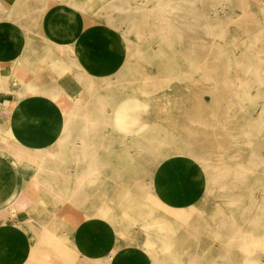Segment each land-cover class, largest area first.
<instances>
[{
	"label": "crops",
	"instance_id": "0c3cea01",
	"mask_svg": "<svg viewBox=\"0 0 264 264\" xmlns=\"http://www.w3.org/2000/svg\"><path fill=\"white\" fill-rule=\"evenodd\" d=\"M109 2L0 0V264H241L223 242L209 253V227L195 212L207 187L198 163L170 156L152 169L128 155L137 141L104 90L131 66L127 37L99 14ZM144 195L187 202L200 224L159 209L150 224L124 216L122 198H136L135 214Z\"/></svg>",
	"mask_w": 264,
	"mask_h": 264
},
{
	"label": "rangeland",
	"instance_id": "374dc122",
	"mask_svg": "<svg viewBox=\"0 0 264 264\" xmlns=\"http://www.w3.org/2000/svg\"><path fill=\"white\" fill-rule=\"evenodd\" d=\"M181 3L110 0L100 9L127 37L131 65L126 77L104 89L110 95L107 106L115 110L128 140L137 141L128 155L152 163L144 166L146 172L170 156L191 159L204 169L207 187L195 212L209 227V253L223 242L225 250L241 253V264H264V0ZM148 198L142 212L131 214L136 198L123 197L129 206L124 216L150 224L155 207ZM179 205L192 215L187 202ZM213 224H223L229 236L216 234ZM232 225L239 229H227Z\"/></svg>",
	"mask_w": 264,
	"mask_h": 264
},
{
	"label": "bare ground",
	"instance_id": "6f19581e",
	"mask_svg": "<svg viewBox=\"0 0 264 264\" xmlns=\"http://www.w3.org/2000/svg\"><path fill=\"white\" fill-rule=\"evenodd\" d=\"M126 2H127V1H126ZM131 2H132V1H131ZM179 2H180V4L183 3V2L181 3V0H179ZM189 2H190V1H189ZM174 3H175V2H174ZM192 3H193V2H192ZM140 4H141V3H140ZM144 4H145V3H144ZM167 4H168L169 7H170V3H167ZM172 4H173V3H172ZM172 4H171V5H172ZM175 4H176V3H175ZM188 4H189V3H188ZM193 4H195V3H193ZM221 5H222V4H221ZM131 6H132V5H131ZM140 6H141V5H140ZM175 6H176V5H175ZM175 6H174V8H176ZM171 7H172V6H171ZM171 7H170V8H171ZM185 7H187V6H185ZM129 8H130V6H129ZM142 8H143V6H142ZM170 8H169V11H170ZM179 8H180V7H179ZM192 8H194V7H192ZM216 8H217V7H216ZM216 8H215V9H216ZM166 9H167V8H166ZM171 9H172V8H171ZM182 9H183V8H182ZM187 9H188V8H187ZM195 9H196V8H195ZM21 10H22V9H21ZM139 10H140V8H139ZM176 10H177V8H176ZM176 10H175V11H176ZM179 10H181V9H179ZM183 10H184V9H183ZM216 10H217V9H216ZM172 11H173V9H172ZM181 11H182V10H181ZM177 12H178V11H177ZM217 12H218V11H217ZM222 12H223V11H222ZM107 13H108V12H107ZM168 13H169V12H168ZM187 13H188V12H187ZM218 13H219V12H218ZM169 14H170V13H169ZM211 15H212V14H211ZM66 16H67V15H66ZM220 16H221V15H220ZM231 16H232V15H231ZM111 17H112V16H111ZM172 17H173V16H172ZM76 18H77V17H76ZM180 18H181V17H180ZM180 18H179V19H180ZM183 18H184V17H183ZM74 19H75V18H74ZM108 19H110V18H108ZM186 19H187V18H186ZM197 19H198V18H197ZM199 19H200V18H199ZM231 19H232V18H231ZM237 19H238V18H237ZM75 20H76V19H75ZM110 20H112V19H110ZM173 20H175V18H173ZM182 20L184 21V19H182ZM182 20H181V21H182ZM94 21H96V20H94ZM193 21H194V20H193ZM187 22H188V21H187ZM109 23H111V22H109ZM196 23H197V22H196ZM201 23H202V22H201ZM218 23H219V22H218ZM78 24H79V21H78ZM111 24H112V23H111ZM190 24H191V23H190ZM221 24H222V22H221ZM185 25L188 26L187 23H186ZM191 25L194 27L193 24H191ZM191 25H190V26H191ZM196 25H197V24H196ZM217 25H218V24H217ZM217 25H216V26H217ZM73 26H74V24H73ZM190 26H189V27H190ZM198 26H199V24H198ZM201 26H203V25H201ZM201 26H200V27H201ZM210 26H211V25H210ZM210 26H209V27H210ZM182 27H184V26L182 25ZM209 27H208V28H209ZM211 27H212V26H211ZM112 28H113V27H112ZM164 28H165V27H164ZM184 28H185V27H184ZM194 28H196V26H195ZM201 28H202V27H201ZM201 28H199V29L201 30ZM203 28H205V26H204ZM206 28H207V24H206ZM212 28H213V27H212ZM214 28H215V27H214ZM214 28H213V29H214ZM216 28H217V27H216ZM169 29H170V28H169ZM209 29H210V28H209ZM209 29H208V30H209ZM179 30H180V29H179ZM215 30H216V29H215ZM188 32H189V31H188ZM192 32H193V31H192ZM197 32H198V31H197ZM210 32H212V31H210ZM25 34H27V33H25ZM212 34L214 35V31H213ZM216 34H217V33H216ZM0 36H1V35H0ZM52 36H53V35H52ZM216 37H217V35H216ZM216 37H215V38H216ZM35 38H36V36H35ZM224 38H225V37H224ZM4 41H5V40H4ZM34 41H35V40H34ZM66 41H67V40H66ZM71 41H72V40H71ZM181 41H182V40L180 39V42H181ZM204 42H206V41L204 40ZM0 43H2V42H0ZM181 43H182V42H181ZM3 44H4V43H3ZM62 45H63V44H62ZM69 45H70V44H69ZM181 45H182V44H181ZM210 46H211V45H210ZM65 47H67V46H65ZM202 47H203V46H202ZM23 48H24V47H23ZM65 49H66V48H65ZM67 49H68V48H67ZM73 49L75 50V48H73ZM193 49H194V48H192L191 51H193ZM208 51H209V50H208ZM17 53H18V52H17ZM19 53H20V52H19ZM23 53H24V52H22L21 54H23ZM192 54H193V53H192ZM69 55H70V54H69ZM22 56H23V55H22ZM17 57H18V56H17ZM72 57H73V56H72ZM75 57H76V56H75ZM72 59H73V58H72ZM70 60H71V59H70ZM18 61H19V60H18ZM74 61H75V60H74ZM14 70H15V69H14ZM118 72H119V71H118ZM11 73H12V72H11ZM126 74H127V73H124L123 76H125ZM260 74H262V73H260ZM12 75H13V74H12ZM115 75H116V74H115ZM118 75L120 76V75H122V74H117V76H118ZM108 76H109V75H108ZM126 76H127V75H126ZM126 76H125V77H126ZM179 76H180V75H179ZM259 76H260V75H259ZM113 77H114V76H113ZM120 77H121V76H120ZM261 77H262V76H261ZM118 78H119V77H118ZM123 78H124V77H122V79H123ZM260 79H261V78H260ZM116 80H117V79H116ZM119 80H120V79H119ZM119 80H118V81H119ZM261 80H264V79H261ZM112 81H113V80H112ZM118 81H117V82H118ZM120 81H121V80H120ZM106 82H107V81H106ZM117 82H116V83H117ZM127 82H129V81L127 80ZM262 82H264V81H262ZM107 83H108V82H107ZM109 84H110V83H108V85H109ZM112 84H113V82H112ZM114 84H115V83H114ZM118 84H119V83H118ZM115 85H116V84H115ZM109 86H111V85H109ZM112 86H113V85H112ZM91 87H93V86H91ZM118 87H119V86H118ZM95 88H96V87H95ZM120 88H121V87H120ZM21 91H22V90H21ZM124 93H125V92H124ZM125 94H126V93H125ZM105 95H106V94H105ZM109 96H110V95H109ZM106 98H107V97H106ZM108 98H109V97H108ZM113 98H114V97H113ZM113 98H110V99H113ZM124 98H125V97H124ZM122 99H123V97H122ZM101 100H102V99H101ZM114 100H115V99H114ZM116 100H117V99H116ZM118 100H120V98H119ZM118 100L115 101V102H118ZM123 100H124V101H125V100L127 101L128 98H127V99H123ZM123 100H122V101H123ZM107 101H108V100H107ZM111 101H112V100H111ZM119 102H121V101H119ZM119 102H118V103H119ZM122 103H123V102H122ZM124 103H125V102H124ZM126 103H127V102H126ZM110 104H111V103H110ZM116 104H117V103H116ZM76 105H77V104H76ZM111 105H112V104H111ZM111 105H110V106H111ZM119 105H121V104H119ZM132 105L134 106V104H132ZM131 107H132V106H131ZM75 108H76V107H75ZM113 108H114V107H113ZM64 109H65V108H64ZM259 109H260V108H259ZM65 115H66V114H65ZM65 115H64V116H65ZM67 116H69V115H67ZM65 117H66V116H65ZM63 120H64V119H63ZM67 120H68V119H67ZM65 122H67V121H65ZM168 137H169V135L167 136V138H168ZM161 138H162V137H161ZM161 138H159V140H160ZM155 140H156V139H155ZM163 141H165V139H164ZM159 142H160V141H159ZM170 145H171V144H170ZM152 147H154V146L152 145ZM156 147H157V146H156ZM172 147H173V146H172ZM107 148H108V147H107ZM161 148H162V147H161ZM165 148H166V146H165ZM173 148H174V147H173ZM108 149H109V148H108ZM152 149H153V148H152ZM154 149H155V147H154ZM110 150H111V149H110ZM148 150H149V149H148ZM160 150H162V149H160ZM160 150H159V151H160ZM166 150H167V149H166ZM166 150H165V151H166ZM169 150H170V148H169ZM137 151H138V150H137ZM151 151H152V150H151ZM146 152H147V151H146ZM153 152H154V151H153ZM170 152H171V151H170ZM184 152H185V151H184ZM138 153H140V152H138ZM167 153H168V152H167ZM149 154H150V152H149ZM161 154H162V153H161ZM172 154H173V153H172ZM186 154H187V153H186ZM136 155H137V152H136ZM141 155H143V154H141ZM152 155H153V154H152ZM152 155H150V156H152ZM165 155H166V154H165ZM167 155H168V154H167ZM169 155H170V153H169ZM173 155H175V154H173ZM148 156H149V155H148ZM153 156H154V155H153ZM141 157H142V156H141ZM156 157H157V155H156ZM151 158L154 159V157H151ZM168 158H169V157H168ZM135 159H136V157H135ZM153 159H152V160H153ZM158 159H159V158H158ZM263 159H264V158H263ZM143 160H144V159H143ZM160 160H161V159H160ZM155 161H156V160H155ZM158 161H159V160H158ZM158 161H157V162H158ZM146 162H148V161H146ZM159 162H160V161H159ZM203 162H204V161H203ZM150 164H151V163H150ZM154 164H155V163H154ZM263 164H264V163H263ZM205 165H206V164H205ZM207 165H208V164H207ZM160 168H161V167H160ZM207 168H208V167H207ZM207 168H206V169H207ZM145 169H146V167H145ZM94 170L96 171V169H94ZM203 170H204V169H203ZM98 171H99V170H98ZM98 171H96V172H98ZM242 173H243V172H242ZM153 177H154V176H153ZM222 180H223V179H222ZM250 180H251V179H250ZM226 181H227V180H226ZM247 181H248V180H247ZM247 181H246V182H247ZM139 182L143 183L141 180H140ZM246 182H245V183H246ZM148 183H149V182H148ZM233 184H234V183H233ZM237 184H238V183H237ZM241 184H242V183H241ZM137 185H138V184H137ZM139 185H140V183H139ZM139 185H138V186H139ZM155 185H156V184H155ZM225 185H226V184H225ZM247 186H248V182H247ZM147 187H148V186H147ZM234 187H235V186H234ZM237 187H238V186H237ZM243 187H244V185H243ZM151 188H152V187H151ZM155 188H156V187H155ZM155 188H153V189H155ZM235 188H236V187H235ZM241 189H243V188H241ZM222 190H223V189H222ZM145 191H146L145 193H147L148 190H146V188H145ZM233 191H234V190H233ZM237 192H238V188H237ZM157 193H158V192H157ZM233 194H234V193H233ZM155 195H156V194H155ZM155 195H154V196H155ZM144 196H145V195H144ZM144 196H142V197L144 198ZM159 196H160V195H159ZM237 196H238V195H237ZM237 196H236V197H237ZM240 196H241V195H240ZM117 197H118V196H117ZM119 197H120V196H119ZM225 197H226V196H225ZM230 197H231V196H230ZM230 197H229V199H230ZM233 197H234V196H233ZM145 198H147V196H145ZM145 198H144V199H145ZM234 198H235V197H234ZM239 198H240V197H239ZM241 198H243V197L241 196ZM241 198H240V199H241ZM117 199H119V198H117ZM231 199H232V198H231ZM237 199H238V198H237ZM148 200H149V202H150L152 205H154L155 209H159V210H161V211L163 212V214L165 215V217H166V216H167V217H168V216H173V217L176 218V220H177L180 224H200V223H197L194 219H192V215H191L188 211H186L183 207H180V206H168V204L166 205V204L160 202L159 200H157V199L154 198V197H152V198H148ZM163 200H164V199H163ZM241 200H242V199H241ZM258 200H259V199H258ZM120 201H121V200H120ZM232 201H233V200H232ZM234 201H235V199H234ZM238 201H239V200H238ZM230 202H231V201H230ZM236 202H237V200H236ZM242 202H243V201H242ZM227 203H228V202H227ZM232 203H233V202H232ZM232 203H231V204H232ZM238 203H239V202H238ZM240 203H241V202H240ZM229 204H230V203H229ZM241 204H242V203H241ZM236 205H237V204H236ZM242 205H243V204H242ZM232 206H233V204H232ZM246 207H247V206H246ZM246 207H245V208H246ZM35 208H36V207H35ZM238 208H240V207H238ZM247 209H248V207H247ZM243 210H244V209H243ZM245 210H246V209H245ZM249 210H250V209H249ZM162 212H161V213H162ZM238 212H239V211H238ZM242 213L244 214L245 211H243ZM248 214H249V212L247 213V215H248ZM237 215H238V214H237ZM239 215H240V214H239ZM38 216H39V215H38ZM240 216H241V215H240ZM240 216H239V217H240ZM242 216H243V215H242ZM244 216H245V214H244ZM163 217H164V216H163ZM165 217H164V218H165ZM222 217H224V216H222ZM222 217H221V218H222ZM228 217H229V216H228ZM231 217H233V216L231 215ZM233 218H234V217H233ZM249 218H250V217H249ZM167 219H168V218H167ZM170 219H171V218H170ZM227 219H228V218H227ZM241 219H243V218H241ZM245 219H246V218H245ZM247 219H248V218H247ZM251 219H252V218H251ZM252 220H253V219H252ZM134 221H135V220H134ZM171 221H172V219H171ZM177 221H176V222H177ZM226 221H227V220H226ZM230 221H231V220H230ZM234 221H236V220H234ZM35 222H36V221H35ZM172 222H175V220L172 221ZM178 222H177V223H178ZM198 222H199V221H198ZM246 222H248V221L246 220L245 223H246ZM251 222H252V221H251ZM221 223H222V221H221ZM225 223H226V222H225ZM225 223H224V224H225ZM235 223H236V222H235ZM235 223H234V224H235ZM243 223H244V220H243ZM253 223H254V222H253ZM236 224H237V223H236ZM250 224H251V223H250ZM34 226H35V225H34ZM38 226H39V225H38ZM183 226H184V225H183ZM34 228H35V227H34ZM40 228H41V227H40ZM190 228H191V227H190ZM192 228H193V227H192ZM44 229H45V228H44ZM37 230H38V229H37ZM37 230H36V231H37ZM39 230H40V229H39ZM191 230H192V229H191ZM40 231H41V230H40ZM40 231H39V233H40ZM192 231H193V230H192ZM194 231H195V229H194ZM235 231H236V230H235ZM231 232H232V231H231ZM190 233H191V231H190ZM197 233H198V232H197ZM205 233H206V232H205ZM236 233H237V232H235V234H236ZM40 234H41V233H40ZM192 234H193V233H192ZM242 234H243V233H242ZM195 235H196V234H195ZM201 235H202V234H201ZM243 235H244V234H243ZM243 235H240V236H243ZM178 236H179V235H178ZM226 236H229V235H226ZM181 237H182V236H181ZM197 237L199 238L198 235H197ZM237 237H238V236H237ZM237 237H236V238H237ZM238 238H240V237H238ZM242 238H244V237H242ZM224 242H225V241H224ZM237 242H238V241H237ZM176 243H177V242H176ZM225 243H227V242H225ZM235 244H236V243H235ZM221 246H222V245H221ZM224 246H225V245H224ZM226 246H227V245H226ZM200 247H201V246H200ZM210 247H211V246H210ZM238 247H239V245H238ZM241 247H242V246H241ZM176 248H178V247H176ZM176 248H175V249H176ZM223 248H224V247H223ZM89 249H90V248H89ZM190 249H191V248H190ZM199 249H200V248H199ZM229 249H230V245H229ZM85 250H86V249H85ZM188 250H189V249H188ZM223 250H224V249H223ZM250 250H251V249H250ZM190 251H191V250H190ZM192 251H193V250H192ZM198 251H201V250H198ZM210 251H212V250H210ZM224 251H226V253H227V251H229V250H224ZM236 251H237V250H236ZM254 251H256V250H254ZM85 252L87 253V251H85ZM181 252H183V251H181ZM181 252H180V253H181ZM202 252H203V251H202ZM204 252H205V251H204ZM204 252H203V253H204ZM241 252H242V251H241ZM232 253H233V252H232ZM235 253H236V252H235ZM243 253H244V252H243ZM192 254H193V253H192ZM240 254H241V253H240ZM188 255H189V252H188ZM227 255H229V254H227ZM248 255H249V254H248ZM234 256H236V255H234ZM246 256H247V255H246ZM85 257H87V256H85ZM169 257H171V256H169ZM175 257H176V256H175ZM188 257H189V256H188ZM190 257H191V256H190ZM198 257H199V256H198ZM207 257H208V256H207ZM207 257H206V258H207ZM209 257H210V255H209ZM217 257H218V256H217ZM247 257H248V256H247ZM191 258H192V257H191ZM193 258H195V257H193ZM193 258H192V259H193ZM202 258H203V257H202ZM233 258H234V257H232V259H233ZM235 258H236V257H235ZM245 258H246V257H245ZM250 258H251V257H250ZM167 259H168V258H167ZM192 259H191V260H192ZM213 259H216V258H213ZM242 259H243V257H242ZM246 259H247V258H246ZM246 259H245V260H246ZM90 260H91V259H90ZM174 260H175V259H174ZM193 260L195 261V259H193ZM206 260H207V259H206ZM206 260H205V261H206ZM235 260H236V259H235ZM172 261H173V260H172ZM200 261H201V259H200ZM200 261H199V262H200ZM215 261H216V260H215ZM237 261H238V260H237ZM189 262L191 263L192 261L189 260ZM195 262H196V261H195ZM199 262H197V263H199ZM208 262H209V260H208ZM211 262H212V261H211ZM211 262H210V263H211ZM218 262H219V261H218ZM224 262H226V261L224 260ZM224 262H223V263H224ZM232 262L236 263L235 261H232ZM232 262H231V263H232ZM245 262H246V261H245ZM248 262H249V261H248ZM250 262H251V261H250ZM252 262H253V261H252ZM172 263H173V262H172ZM192 263H193V262H192ZM214 263H215V262H214ZM229 263H230V261H229ZM173 264H174V263H173ZM194 264H195V263H194ZM199 264H200V263H199ZM236 264H237V263H236ZM247 264H248V263H247Z\"/></svg>",
	"mask_w": 264,
	"mask_h": 264
}]
</instances>
